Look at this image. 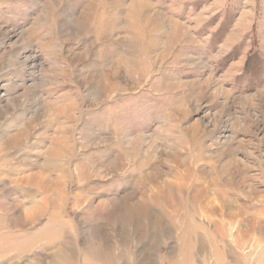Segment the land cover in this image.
<instances>
[{"label": "rangeland", "instance_id": "rangeland-1", "mask_svg": "<svg viewBox=\"0 0 264 264\" xmlns=\"http://www.w3.org/2000/svg\"><path fill=\"white\" fill-rule=\"evenodd\" d=\"M0 264H264V0H0Z\"/></svg>", "mask_w": 264, "mask_h": 264}]
</instances>
